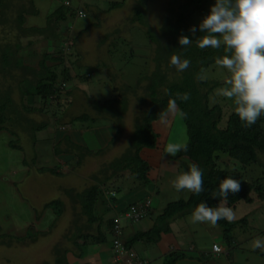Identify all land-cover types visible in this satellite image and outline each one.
Here are the masks:
<instances>
[{
  "label": "trees",
  "instance_id": "16d2710c",
  "mask_svg": "<svg viewBox=\"0 0 264 264\" xmlns=\"http://www.w3.org/2000/svg\"><path fill=\"white\" fill-rule=\"evenodd\" d=\"M34 1L37 0H0V30H5L0 37V131L15 134L20 139L26 137L35 146L38 141L36 134L46 124L33 120L31 114L44 113L41 109L31 107L33 102L57 99L60 92L66 91V86L63 90L59 88L60 83L67 85L74 78L87 80L99 69L105 75L112 92L116 93L115 97L105 101L88 100L94 113L91 117L85 114L73 116L64 110V113L61 112L54 119L55 125L72 127V124L79 123L81 127L82 123H88L87 129L91 132L95 127H90L89 124L93 126L95 121L105 119L108 122L106 125H111L114 129L107 144L109 147L122 136V119L129 102H134L136 106L133 129L126 138L124 151L91 174V183L87 187L80 191L72 188L62 190L63 196L72 206V218L62 237L75 252L69 248L54 246L51 250L53 263L50 264H71L73 259L83 257L87 248L106 244L109 245L114 263L124 264L114 260V242L118 243L125 256L131 253L136 264H150L148 260L138 257L134 251L135 245L146 246L158 242L161 234L169 233V225L173 220L190 214L206 217L219 227L226 249L213 244L211 247L217 246L220 252L212 253L210 247V254L227 259L233 245L231 231L237 222L229 221L223 216L219 208L220 202L230 208L239 203L262 205L264 202V115L251 117L244 113L251 104L239 103L223 120L221 106H210L208 101V96L220 83L216 80H202L201 74L204 69L213 65L248 63L251 81L264 87V0H252L256 2L257 8L252 10L251 24L255 25L260 44L255 50L241 49L240 44H208L215 35L211 18L204 13L203 23L195 26L192 16L204 12L207 6L210 9L212 2L209 0H166L162 8L159 7L158 12L153 15L151 23L146 15L147 5L150 6L157 0H132L131 15L123 25L125 29L122 33L129 36V29H141L147 45L142 42L144 49L129 50L128 58L132 59L138 53L148 67L146 73L137 77L133 88L120 82L119 72L111 65V62H116L126 54L116 45L118 39L125 38L112 36L118 33L117 29L105 34L95 45L97 48L103 45L102 51L108 53L110 61L100 64L101 57L98 55L96 64L88 68L89 72L78 74L81 69L77 65L78 59H81V49H74V43L84 33L88 34L90 28L97 27L96 23L87 22V19H97V16L90 14V5H82L72 2L73 0H54V9L45 17L44 25L25 27L24 23L29 17L38 15ZM228 2L227 8L237 7L232 1ZM121 5L122 2H110L107 9ZM31 36L39 37L46 44L39 50L40 60L36 67L23 65L21 61V58L31 56V52H25L21 45L22 39ZM62 42L68 43V49L73 51L63 50ZM29 44L31 41L27 42ZM241 44L243 45L242 42ZM71 72L74 75H70ZM69 93L70 91H66L65 96L69 97ZM260 98L263 102V96L254 94L251 101L260 104ZM171 112H177L186 136L185 144L175 150L173 159L185 158L195 166L194 185L186 199L165 203L161 211L152 217L146 230L136 231L125 237L124 227L145 218L151 219L154 209H151L152 202L148 195H144L123 204L122 209L118 210L115 195L122 188L117 187L116 182L126 174L127 179L136 182L133 183L136 186L151 188L148 175L152 169L140 152L163 148L164 145L159 144L153 127L155 122L158 123ZM79 127L73 131H70L71 128L68 131L54 129L55 143L50 141L53 158L62 159L65 163L74 162L73 165L78 167L82 163L81 159L91 154L82 142L74 140L79 136ZM9 146L19 152L23 148L18 142L16 145L9 143ZM107 146L96 150L95 154H102ZM76 152H79L78 156H74ZM224 158L238 170H229L225 160L222 162ZM34 160L33 162L37 161L36 158ZM249 167L260 168V175L250 180L245 179L244 172ZM53 168L39 167L38 171L59 175ZM155 190L157 193L156 188L152 190L153 193ZM110 193L113 195L110 196ZM145 201L149 202V209L143 219H122V215L130 207ZM114 207L116 213L113 214ZM45 210L51 211L54 217L45 231L28 232L24 237L0 233V245L10 247L13 244L34 243L38 236L46 235L62 216L63 204L60 200H53L43 205L42 212ZM107 210L112 211L110 219L103 218L102 212ZM115 218L119 219L116 226L113 222ZM35 220L38 221L39 217ZM120 221L123 222V227ZM181 257L180 253L169 252L163 257L161 264H175ZM257 257L260 259L255 261L264 264V251H257Z\"/></svg>",
  "mask_w": 264,
  "mask_h": 264
},
{
  "label": "rangeland",
  "instance_id": "374dc122",
  "mask_svg": "<svg viewBox=\"0 0 264 264\" xmlns=\"http://www.w3.org/2000/svg\"><path fill=\"white\" fill-rule=\"evenodd\" d=\"M165 1L157 0L150 6L147 5L146 15L150 23L155 12H158L159 7L162 8ZM209 1L212 2L210 9L207 6L204 12L195 13L192 16V22L195 26H200L203 23L202 17L204 13L211 18L212 25L215 27V35L208 44H235L236 46L240 44L241 49L244 50H255L260 45L258 43L255 25L253 26L251 24L252 10H256L257 8L256 2L252 0ZM228 1H232L237 7L232 9L227 8L226 5L230 3ZM34 2L38 15L36 17H29L24 23L25 27H41L44 25L45 17L54 9V0H37ZM72 2L90 5L92 7V10H89L90 14H93L95 17L97 16V19L94 21L87 19L88 23H96L97 27L90 28L88 34L84 33L74 43V49H81V59H78L79 62L77 64L81 69L78 71V74L89 72L90 69L88 68L96 64L98 55L101 57L100 64L101 62L110 61L108 59V53L102 51L103 45L98 48L95 45L105 34H110L114 29H117L118 33L112 36L125 38L124 40L118 39V44L116 45L126 54L121 56L116 62H111V65L114 70L119 72L120 82L125 86L133 88L137 77L146 73L148 67L139 58L141 55L138 53L132 59L128 58L129 50L144 49L142 42L147 45L141 29L138 27L129 29V36L127 33H122L123 29H125L123 25L126 24L127 19L131 15L132 0H73ZM110 2H122V5L118 8L108 10V3ZM158 3H160V6H157ZM243 20L244 22H242ZM2 32L5 33V30H0V37L2 36ZM111 37L108 39H111ZM28 41H31V44L27 45ZM33 42L34 44H32ZM62 44L63 50L73 51V49H68V43L65 44L62 42ZM21 45L25 49V52H31V54L28 53L31 56L21 58L22 64L36 67L37 62L40 60L39 50L43 46H46L44 41L39 39V37L31 36L28 39H22ZM49 53L51 52L49 51ZM63 64L66 65V63ZM71 74L74 75L73 72ZM250 76L251 69L248 63L213 65L202 71V80H216L220 83V86L215 88L208 96V101L210 106L215 104L221 106L223 120L231 112L230 110L236 109L239 106V103L251 104L248 105L249 109L244 112L251 117H256L261 114L264 115V101L262 102V98L259 99L260 104L251 101L254 94L264 97V87H259L257 83L252 82ZM64 86H66V91H70L69 97L65 96L66 91H64L63 93L60 92V96L57 99H51L46 102H33V105H31L33 108L44 111L43 114H38L37 112L31 114L33 120L46 124V127L36 134L39 142L37 141L35 146H32L31 141H28L26 137L25 139L23 137L20 139L15 134L0 131V233L13 237H24L28 232L45 231L51 225L54 217L52 215L53 213L49 210L42 212L43 205L53 200H60L63 204L62 216L55 221L54 226L46 235L38 236L34 243L27 242L24 245L13 244L10 247L0 245V264H50L53 258L51 250L54 246L69 248L72 252H75L62 237L72 218V206L69 200L63 196L62 190L72 188L80 191L84 187H87L91 183V174L97 172L102 164L110 162L124 151L127 145L126 138L132 132V120L134 115H136V106L134 102H129L127 111L122 119V136L111 146H107L102 154H95L96 150L89 148L91 154L81 159L82 163L78 167L73 165L74 162L70 161L69 163H65L62 159L53 158L50 141L55 143V134L53 135L54 129L68 131L71 128L70 131H73L80 125L79 123H74L72 127L71 125L58 127L55 125L56 122H54L56 116L61 112L64 113L65 110L66 113L68 112L73 116L85 114L91 117V114L94 113L91 111L88 100H111L116 95V93L112 92L105 75H103L100 69L92 73L87 80L84 79V81H81L80 78H74L73 82L70 81L67 85L64 82L60 83L59 88L63 90ZM82 93H85L86 97ZM16 97L13 98L16 99ZM173 118L169 133V142L172 145H176L179 143V138L181 144H185L186 136L182 122L178 115ZM106 123L108 122L105 119H100L95 121L93 126L90 124L89 126L98 127L100 125H106ZM154 124L153 129L155 133L156 130H162L166 134L165 125L162 122L158 121V123L155 122ZM87 126L88 123H82V126L78 130L82 132H85V130L88 131ZM157 135L158 140L164 138L162 132H157ZM16 142L23 145L21 152L10 148L9 143L16 145ZM167 151L173 153V150L168 149ZM75 155L78 156L79 152L74 153ZM34 158H36V162H33L35 161ZM178 159L179 161H175ZM183 159L186 161H183ZM169 160L173 162L168 163L164 168L165 170L168 169V172L171 174L169 178L164 179L167 188L165 193L157 196L155 190L151 194L152 202L155 199L158 201L157 208L153 210V216L151 215V219L145 218L136 224L127 225V227L123 228V236L126 237L136 231L146 229L151 223L152 217L161 211L165 203L187 198L191 185L194 183L195 174L190 170L188 165L180 162H188L187 159H173L172 156ZM224 160L229 170H238L227 158H224L222 162ZM190 164L192 163L190 162ZM39 167H54L53 170L59 175L54 176L47 172L38 171ZM260 173V168L249 167L245 169L244 176L245 179L250 180L251 178H256ZM127 178L128 176L123 174L117 180L116 185L117 187L122 185L124 191H132L134 189L133 183L136 182ZM239 204L242 206V203ZM241 206H238V208H230L223 202H220L219 205L223 216L227 220L237 222L231 231L233 245L229 250L230 255L226 261L228 263L253 264L251 262L255 260L259 261L260 259V257H257V251H264V217L260 219L261 214L264 216V202L261 205L263 209L254 211L253 213L249 208H252V206L255 207L254 203L252 205L242 206L243 208ZM102 213L104 219H110L113 216L112 211L109 210L103 211ZM36 214L39 217L38 221L35 220L37 219ZM194 216L197 218V215ZM195 218L188 217L182 219L187 221L190 219V223L188 224L181 221L174 223L172 226V231H174L178 238L180 237L182 245L191 243L198 248H209L210 244L215 242L218 246L226 249L221 239V234L211 235L212 231L217 230L219 227L206 217L204 219ZM261 221L263 223H260ZM200 223L204 224L202 228H199L198 224ZM120 225L121 227L124 226L122 221H120ZM204 228L209 233H205L206 230H203ZM193 229L196 231L193 232ZM183 231L186 232L185 235L179 234ZM107 240H110L109 237H107ZM98 247L102 249L101 245ZM92 251H88V253ZM138 257H141L140 254H138ZM88 259L90 260V258ZM150 259L154 258L151 257ZM218 262L225 264V260L222 257L218 261H215V264H219Z\"/></svg>",
  "mask_w": 264,
  "mask_h": 264
},
{
  "label": "crops",
  "instance_id": "0c3cea01",
  "mask_svg": "<svg viewBox=\"0 0 264 264\" xmlns=\"http://www.w3.org/2000/svg\"><path fill=\"white\" fill-rule=\"evenodd\" d=\"M176 115H177V112H171L165 118L159 121V122H162L163 125H165L166 134H164L162 130H156V132H162L164 135V138L162 140H159V144L164 145L163 148L159 150H142L140 152L141 157L147 161L150 168L152 169L148 175V177L151 180V184L149 185L151 186V188L142 189L139 186H136V184H133L134 189L132 191H128V190L124 191V189L122 188V185L120 184L122 189H120V193L115 195V199H117L116 203H117L118 210L122 209V207L124 206L123 204H127L130 201H134L138 198L143 197L144 195H148V197L150 198V201L152 202L151 194L153 193L152 190H154L155 188L158 191L157 196H160L165 193L167 188H166V183L164 182V179L169 178V176L171 175L168 172V169L166 170L164 169L165 165L167 166L168 163L173 162L172 160L170 161L169 159L174 155L175 150L178 147L183 145L181 144V140L179 138H178L179 143H177L176 145H172L169 142V133H170L171 126H172L171 124L172 119H174L173 117H175ZM167 120H168V123H167ZM91 130H92L91 132L86 131V130L85 132L79 131L78 132L79 136L75 137L74 140L76 142H82L88 149L90 148V149L99 150V149H103L105 145L107 146L108 141L110 140L114 132L113 127L108 124L92 128ZM86 134L87 136H85ZM168 149L173 150V153L168 152L167 151ZM167 158L169 162L167 161ZM175 161H179V159ZM183 161H186V160L183 159ZM183 161H180V162L182 164L188 165L190 170L194 172L195 174V171H196L195 166L193 164H190L189 161L188 162H183ZM190 181H191V178H190ZM193 182H195V179ZM192 184L194 185V183ZM193 185H191L190 190L188 189L189 192L191 191ZM157 204H158L157 199L153 200L151 209H156ZM114 206L116 205L114 204ZM238 206H241V205L237 204L235 205L234 208H238ZM242 206L244 207L246 205L242 204ZM242 206L241 208H243ZM245 209H248V208H245ZM249 209L253 213L254 211L263 209V207L259 204H255V207L252 206V208H249ZM114 213H116L115 207L113 210V214ZM245 213L247 214V212ZM194 215H197V214H190L182 218L173 220L169 225V228H170L169 233L161 234L158 242L154 244H149L146 246H143L141 244L135 245L134 251L137 253V255L140 254V256L143 259L148 260L150 264H161L163 257L167 253L172 252V251L180 253L182 255V257L175 264H212V263L215 264L214 260L218 261L219 258L215 257L214 256L215 254H210V247L211 245L216 244L215 242H212L209 248H198V247H195V245L191 243L188 245H182V243L180 242L181 240L180 237L178 238V236H176L174 231H172V226L174 225V223L182 221L188 224L190 223V219L188 221L182 220V219H185L188 217L195 218ZM196 217L197 218L195 219H204V217L200 215H197ZM263 217H264L263 214H261L260 219H263ZM260 223H263V222L261 221ZM198 225H199V228H202L204 226V224H201V223ZM149 226L150 224L147 226V228ZM146 229H143L140 231H144ZM203 230H206L205 233H209V231L206 228H204ZM192 231L195 232L196 230L193 229ZM179 234L185 235L186 232L183 231ZM212 234H214V236L220 235L219 228H217V230L212 231L211 235ZM101 247L102 249H100L97 245H94V246L87 248L84 256L81 257L80 259H73L71 264H111V263H114L112 262L113 261L112 254L109 250V245L108 244L101 245ZM88 251H92V252L88 253ZM212 256L214 258H211ZM151 257L154 259H150ZM208 257L209 259H207ZM88 258H90V260ZM225 258L223 259L225 260V264H238L236 262L228 263V261H226ZM218 263L221 264L220 262ZM251 263L258 264L257 262H251Z\"/></svg>",
  "mask_w": 264,
  "mask_h": 264
},
{
  "label": "built area",
  "instance_id": "2783aa9c",
  "mask_svg": "<svg viewBox=\"0 0 264 264\" xmlns=\"http://www.w3.org/2000/svg\"><path fill=\"white\" fill-rule=\"evenodd\" d=\"M110 196L113 194L110 193ZM149 209V202H141L137 203L134 206L130 207L129 211L122 215V219H143L146 216V213L148 212ZM119 219L115 218L114 219V224L115 226L117 225ZM211 252L212 253H219L220 249L217 246H212L211 247ZM114 253H115V261L123 262L124 264H136L133 262V255L130 253L128 256H125V254L122 252L121 248L119 247L118 243L114 242ZM122 260V261H121ZM114 262V261H113Z\"/></svg>",
  "mask_w": 264,
  "mask_h": 264
}]
</instances>
